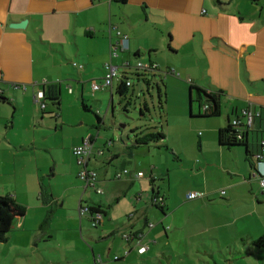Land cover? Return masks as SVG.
Returning <instances> with one entry per match:
<instances>
[{"label": "crops", "instance_id": "crops-1", "mask_svg": "<svg viewBox=\"0 0 264 264\" xmlns=\"http://www.w3.org/2000/svg\"><path fill=\"white\" fill-rule=\"evenodd\" d=\"M252 1L127 0L120 3L116 0H0V90L6 91L11 98L9 102H0V165L12 166L13 175L18 169L26 167L20 162V157H26V153L33 149V144L26 141V136L12 137L10 129L15 126L16 117L20 120L27 118L31 126L35 127L47 123L48 116L45 113L50 108L46 101L48 98L44 100L46 107L42 108L36 98L39 91L49 90L51 85H56L63 97L74 104L71 107L74 111L79 98L82 105L85 101L89 110H95L102 94L98 93L100 89L94 90L92 84L103 83L107 62L111 61L119 69L124 67L125 70L123 74L119 72L112 85L101 88L110 87L112 105L114 84L117 81V91L125 72L128 73L127 67L136 66L138 62L165 61L167 73L187 76L188 83L178 76H172L170 82L172 91L178 93L173 95L179 104L178 112L184 111L187 106V103L182 102L186 90H190L191 114L204 113L201 105L199 110L194 109V101L199 97L191 89L193 85L208 92L213 88L224 91L222 106L224 104L225 109L221 106L218 118L202 120L204 132L195 137L199 151L190 157H179V165L188 169L182 170L186 175L185 184L191 185L189 192L183 199L181 193V199L178 198L180 201H175L170 166L166 170L170 189L169 192H162L161 186L156 184L158 177L154 173V163L150 161L148 164V176L146 172L139 175L142 171L138 168V161L132 157L131 160L127 159L126 145L120 146L110 139L105 144L116 148L109 160L116 159L117 167L111 171L108 168L104 176L93 168L98 173L96 186L104 190L102 200L93 196L92 192H97L86 183L82 192L78 185L66 188L74 190L72 194L78 198L74 206L80 214L81 232L83 226L87 225L83 216L92 221V215L88 212L82 214L81 207L100 204L106 214L100 219L99 225L106 223L107 219L110 223L100 236L115 235L118 228L123 230L129 235L126 240L131 252L135 251L136 244L138 248L145 245L142 238L146 232L151 237L161 233V229L150 225L152 206L161 209L156 203L164 207L161 211L166 217H174L176 209L186 203H201L217 205L218 215L227 213V218L223 220L226 225L248 220L264 234V186L261 185L264 173V0ZM24 19H28L25 28L10 26ZM118 30L128 36L129 48L122 50L118 47L117 54L113 55L112 48ZM166 45L167 52L162 57L160 54L166 51ZM134 58L137 59L136 63ZM157 64L158 69L155 71L161 70V65ZM170 84L166 87L167 102ZM62 107L60 103L57 108L62 111ZM244 111L260 113L249 124ZM54 112L58 116V112ZM95 113L101 117L98 111ZM63 115L62 112L57 118L55 128H58L59 121L73 124ZM76 118L82 119V123L89 118V124L85 123L87 130L90 129L89 125L94 124L89 116L80 115ZM235 119L242 120L251 148L257 156L261 155L259 159L254 156L256 169L246 159V148L238 146L229 149L219 145L220 129L226 127L229 120ZM103 122L104 118L101 117L98 123ZM2 128L4 132H1ZM86 137L91 138L94 150H103L102 153L93 151L88 161V167L91 168L92 159L105 153L100 143V139L105 136L101 137L99 130L96 135L89 131L79 137L76 145ZM172 149L176 152L175 146ZM128 153L132 155V150L128 149ZM124 169L128 171L125 173ZM119 172H122L121 176H118ZM4 173L5 169L2 170ZM36 178L39 186L28 184L23 188L28 187L33 197L40 200L41 212L45 216L48 215L45 208L51 207L53 199L44 192L39 173ZM3 182L0 187L2 191L7 189L11 180L8 178ZM91 189L92 192L89 191ZM221 190H225V193L222 194ZM195 191L203 192V197L189 198L188 195ZM14 192V195L12 192L9 194L21 201L19 193ZM44 193L47 195L45 198ZM156 198L159 200L156 201ZM212 199V203L207 201ZM224 207L229 210L226 212ZM12 217L22 218L20 215ZM201 218L200 227L204 219ZM209 221L215 222L212 215H209ZM171 227L163 226L167 236L170 235ZM206 227L201 232H209ZM96 235L88 233L89 238ZM112 246L107 245L105 251L114 252ZM95 247L98 248L97 253L104 252L102 246ZM95 247L93 261L97 262L101 257H98ZM118 247L120 251L126 249V246ZM118 256L116 261L130 260L124 253ZM108 261L102 259L107 264H115Z\"/></svg>", "mask_w": 264, "mask_h": 264}, {"label": "rangeland", "instance_id": "rangeland-1", "mask_svg": "<svg viewBox=\"0 0 264 264\" xmlns=\"http://www.w3.org/2000/svg\"><path fill=\"white\" fill-rule=\"evenodd\" d=\"M249 2L253 1L249 0ZM165 48L166 51H162L160 54L162 57L167 52V45ZM136 61L137 59L134 58V63ZM157 62L161 65V70L158 71H145V69L138 68L137 64L127 67L128 73L125 75L133 85L125 98L116 91V81L112 105L110 87L98 90V93L102 94V103L100 101L98 106H95V110H85L82 100L79 98L78 107H75L76 111H74L71 108L74 104L67 101L60 93L62 111L57 108L58 106L52 99L44 98L50 108L45 113V116H48L47 123L42 126H31L27 118L25 120H20L19 117L15 118L16 124L10 129L11 136H26V141L33 144V149L26 153V157H20V162L26 167L18 169L14 175L11 174L13 173L12 166L3 163L0 165V187L3 186L4 180L8 178L11 180L7 189L0 190V195L9 194V192L15 194L14 191H17L20 195L19 199H21V201H17L24 204L27 211L21 215L20 219L5 215L0 217V228L5 229L8 235L7 241L0 242V264H94L93 247L95 245L99 248L102 246V250H104L99 254L97 253L98 248L95 247L98 257L104 261L110 259L111 262L108 261V263L115 264H264V246L259 249L253 244V240L264 235L261 230L256 228V224L254 225L248 220H240L236 224L226 225L223 220L227 218L228 214L218 215L217 205L212 204L186 203L176 209L174 217H166L161 209L152 206L150 225L153 228L161 229V233L157 237L147 236V232L144 234L142 241L148 246V250L143 253L139 252L137 244L134 247L135 251L129 252L128 241L124 237L123 230L119 228L115 235L100 236L110 225L108 219L106 223L103 222L95 226L92 221L83 216L87 225L83 226V233L81 232L80 214L78 208L74 206L78 198L72 194L74 190L66 188L78 185L81 192L83 190L85 181L78 176L80 166L72 149L79 137L89 131H93L96 135L99 130L101 137L105 136L100 139L105 153L96 157L97 159L93 158L90 164V167L95 168L101 176L105 175L108 168L111 171L117 167L116 159L109 160L111 152L116 148L111 145L107 147L105 144L106 141L112 139L115 144L120 146L127 144L132 148L133 156L128 155L127 145L125 147L127 159L131 160L132 157L133 160L138 161L139 170L142 173L146 172L147 176L149 175L148 164L150 161L154 163V173L158 177L156 184L161 186L162 192L165 190L169 192L170 189L166 173L170 166L171 188L175 201H180L178 198L181 199V193L183 199L189 192L188 189L191 185L185 184L186 175L184 173V170L188 169L179 165V157L181 159L190 157L199 151L195 137L204 132L202 120H208L210 117L200 116L199 113L191 114L190 90H186L182 102L187 103V106L184 111L178 112L179 104L176 101L177 98L173 96L174 93H178L172 91L170 82L172 76H178L188 83L187 76H179L178 73L172 75L173 72L167 73L166 62ZM71 65H73L72 62ZM75 68L79 70L78 67ZM123 70L124 67L119 69V72H122L120 74H123ZM137 72H148L147 76L151 80L149 84L144 78L139 79ZM168 84H170L171 92L168 94L169 101L167 102L166 87ZM159 86L163 92V109L160 107ZM194 93L196 94V91ZM146 102L149 105V110L145 109V114L142 115L141 108ZM200 103L203 108L206 102L196 99L194 109L199 110ZM222 109H225L224 104ZM54 111L58 112V116H55ZM96 111L104 118V122L101 124L98 123ZM62 112L64 119L72 120L73 124L71 122L62 124L59 121L58 128H55L54 123L58 121L57 118ZM80 115L89 116L91 121L93 120L94 124L89 125L90 129L87 130V124H85H89V118H86L82 123V119L76 118ZM146 125L156 131L164 130L166 137L157 143L132 147L134 142L132 129L136 126ZM1 132H4V129ZM128 136L131 137L130 140H128ZM34 138H36V143ZM173 146L176 147V152L172 149ZM99 151L100 149L97 148L94 150L95 153H99ZM4 169L5 173L2 174ZM37 173L41 176L44 192L49 193V197L53 199L51 207L45 208V213L48 215L51 210L48 222H44L48 215L44 213V216L41 212L40 200L33 197L28 187L23 188L28 184L36 187L38 184L39 186L36 178ZM15 179L20 183H16ZM18 184L20 186L17 189L15 186ZM75 190L77 192L78 188ZM89 191L92 192V189ZM27 192L29 195H26ZM45 193L43 198L47 196ZM92 194L96 199L102 200L101 194L94 192ZM207 201L212 203L214 199ZM224 208L226 212L229 210ZM209 215L213 216L215 222L209 221ZM160 218L162 220H159ZM200 218H204L201 227ZM166 225H172L168 236L163 231V226ZM205 227L209 229V232L206 230L201 232ZM195 228L197 229L194 230ZM88 233H96L97 237L90 236L89 238ZM109 244L111 246L113 244L112 248L115 251L112 253L105 251ZM119 245L126 246V249L120 251ZM123 253L130 257V260L116 261L115 256L119 257L118 255ZM103 264H107V262H103Z\"/></svg>", "mask_w": 264, "mask_h": 264}, {"label": "trees", "instance_id": "trees-1", "mask_svg": "<svg viewBox=\"0 0 264 264\" xmlns=\"http://www.w3.org/2000/svg\"><path fill=\"white\" fill-rule=\"evenodd\" d=\"M116 1L120 2V3L127 2V0H116ZM137 55H138V53H137ZM74 63H76V62H74ZM153 63L157 64V62H152V61L150 62V64H153ZM157 69H158V66L156 67V69H145V71L146 70H157ZM125 74H126V72H125ZM125 74H124L122 81H121V83L117 89V92L122 97L126 98V95L129 94L130 87L133 84L131 83V81L129 80V78ZM147 75H148V72H145V73L144 72H137L138 78L139 79L144 78V80L147 81L149 84V82L151 80H150V78H148ZM128 82H130V84H128ZM191 89H193L197 92V95H198L200 101L206 102V103H204V106L208 105V108L206 110H204V113L199 114L200 116L217 117L221 114V106H222V102L224 100L223 99V95H224L223 90L218 89V88H213V89H211V91L208 92L204 88L198 87L195 85L191 86ZM44 92H45V99L46 98L52 99L54 104L59 106V104L61 103V97H60V90H59L58 86L51 85L49 87V90H44ZM10 99L11 98L9 97V95L6 91L0 90V102H9ZM159 99H160V107H161V109H163V103H164L163 92H162V88L160 86H159ZM128 104H130V101H128ZM200 104L202 106V103H200ZM204 106H203V108H204ZM83 107L86 110H89V108H90L85 103V101L83 102ZM145 109L149 110V105L147 102L144 103V107L141 108L142 115L145 114ZM96 116H97L98 120L101 121V117L98 115H96ZM254 116H257V115L254 114ZM245 130H246V128L244 127V125L234 124L233 121L229 120L227 126L224 128H221L219 133H218L219 145L226 147V148H229V149L234 148V147H238V146L246 148V159L251 164L252 168L256 169V161H254V156L256 155L255 154L256 152L251 148V145L249 143V139L247 137V133ZM131 132L134 135V142L132 143V147L149 145L153 142L157 143L166 137V133L164 132V130H157L156 131L148 125L136 126L132 129ZM127 138H128V140L131 139L130 136H128ZM125 142H127V141L125 140ZM127 147L130 151L132 150V148H130V146L127 145ZM260 156L261 155H258V156L256 155L255 157H257V159H259ZM95 191L97 192V190H95ZM99 194H101V193H99ZM156 206L160 207L161 210H164V207L159 205L158 203H156ZM82 208L83 207H81V209ZM87 208H88L87 212L90 215H92V222L94 223L95 226H97V224H99V222H100V219H102L103 215L106 214V210L104 208H102V206L100 204L99 205H91V206L88 205ZM26 211H27V207L24 204L18 202L17 199L12 194L0 195V217H2V215H5L6 217L14 216V215H16V216L20 215L21 216ZM50 212H51V210L49 211V215L45 218L44 222H48V219H50V217H51ZM87 212H85V213H87ZM98 215H101V216L99 218H97ZM96 221H98V223ZM124 234H126V233H124ZM7 239H8V235L6 233V230L3 228H0V242L7 241ZM253 244L256 248L264 246V235H262L258 239L253 240ZM259 249H261V248H259ZM116 259H118V258H116ZM96 261L98 262V260H96ZM97 262H95V264H97Z\"/></svg>", "mask_w": 264, "mask_h": 264}, {"label": "built area", "instance_id": "built-area-1", "mask_svg": "<svg viewBox=\"0 0 264 264\" xmlns=\"http://www.w3.org/2000/svg\"><path fill=\"white\" fill-rule=\"evenodd\" d=\"M94 1V0H93ZM121 48L122 50H126L129 48V38L126 34H123L121 31H117V40L115 41V43L113 44V48H112V54L116 55V49L117 48ZM75 65H78L79 67L81 66L80 64L74 63ZM158 65L156 63L150 64V63H144V62H138L137 63V67L138 68H142V69H156ZM107 72L106 75L104 76V81L102 84H99L97 82H94L92 84L93 89L94 90H98L103 88L104 86H110L113 83V80L115 78H118V74H119V67L115 64H113L111 61L107 62L105 65ZM128 84H130V82H128ZM37 101L39 102L40 106L42 108L46 107V104L44 102V98H45V92L43 90L39 91L36 95ZM208 108V105L204 106V110H206ZM245 115L248 118V123L251 124L253 118H254V113L250 112V111H244ZM256 115H259V112L256 113ZM234 124H242V120L239 119H235L233 120ZM94 151V144L91 140L90 137H86L83 139L82 142L78 143L77 145H75L73 147V153L76 157L77 163L80 166L79 172H78V176L83 179L85 181V183L89 186H92L95 190H97L98 193H103V188L102 187H97L96 183L98 181V173L95 169L93 168H89L88 167V161L92 155ZM100 153L103 152V150L99 151ZM128 170L124 169V172L126 173ZM143 174L142 172H139V175ZM122 172L118 173V176H121ZM261 185L264 186V173L262 174L261 177ZM221 193L224 194L225 190H221ZM204 195L203 192H199V191H195V192H191L188 197L189 198H195V197H202ZM156 201L159 200V198L155 199ZM88 211L87 207H83L81 209V213H85ZM100 215H98L97 218H99ZM97 222V221H96ZM125 238H128L129 235L126 233L124 234ZM147 250V246H141L139 248V252L143 253L144 251ZM115 258H118L117 256H115ZM97 264H103L101 259H98Z\"/></svg>", "mask_w": 264, "mask_h": 264}, {"label": "water", "instance_id": "water-1", "mask_svg": "<svg viewBox=\"0 0 264 264\" xmlns=\"http://www.w3.org/2000/svg\"><path fill=\"white\" fill-rule=\"evenodd\" d=\"M27 23H28V19H24V20H22L20 22H13V23L10 24V26L14 27V28H25Z\"/></svg>", "mask_w": 264, "mask_h": 264}]
</instances>
